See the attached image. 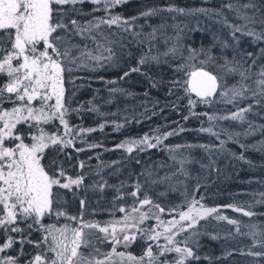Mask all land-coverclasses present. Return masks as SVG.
Listing matches in <instances>:
<instances>
[{
  "label": "snow or ice",
  "instance_id": "1",
  "mask_svg": "<svg viewBox=\"0 0 264 264\" xmlns=\"http://www.w3.org/2000/svg\"><path fill=\"white\" fill-rule=\"evenodd\" d=\"M90 2L98 6L103 5V8L96 7L92 12L104 11L105 16H93L92 19L81 23L74 17L92 15V13H83L82 9L77 7L85 3V0H0V74L8 77L7 82L0 86V234L5 238L4 243L0 245V264H18L20 257L25 255V244L32 245L40 253L26 261V264H117V262L119 264H186L189 259H199L188 245L190 242L194 243L199 235L196 230L199 221L217 213L219 209L205 208L200 202L203 197L197 200L193 192L189 198L185 190L184 200L169 207L166 214L171 218L164 220L162 214H165L166 208L155 203L148 195V191L156 184L169 183V188L172 190H176L178 185H183V181L178 179L175 184L171 183L178 175L188 177L185 165L190 160L188 156L183 155L182 150L199 147L210 155L219 151L210 145L164 146V150L169 153V159L179 165L175 172L154 178L156 173L145 169L141 173L144 176L143 181L137 179L131 185L121 182L120 186H110L117 193L113 198L114 206L116 202L125 200L126 195L133 201L127 207L118 208L119 212L124 213L122 219L107 221L103 227L98 222H83L85 201L81 200V216L68 217L72 221H79L76 227L65 225L62 228H55L42 223L46 216L66 215L65 212L57 210L61 205L53 189L71 190L73 186L79 188L84 180L83 175H78L75 179L67 176L63 162L58 159L44 163L46 149L58 148L59 152H63L67 147H75L73 141L80 138L83 133L97 130L69 126L67 117L70 111L79 113L82 106L71 110L65 106L64 74L67 72L70 75L74 68H91L95 71L106 65L113 66L118 61L113 45L120 44L123 51V43L106 35L105 28L111 29L117 26L120 33H130L138 44L149 45L148 52L143 53L138 60V66L130 69V72H139L142 65L151 62L157 64L168 62L166 59L162 61L161 57L166 58L169 55L175 57L177 53L182 55L184 46L181 41L185 29L203 31L205 29L201 25L208 21L219 25L221 29H227L231 40L234 41V44H229L214 34V39L222 49L232 48L236 53L231 60L222 56L224 63L216 65L218 73H222L219 80L223 81L225 76L235 74L239 76V81L231 88L218 83V75L205 71L203 67L205 64L215 65L217 58L210 54V49L206 51L202 48L197 51L189 48L186 63L177 67V72L192 66L191 61L200 54H204L206 60L200 61L201 67L195 71L186 73L184 81H172L169 94H173L177 87H182L186 96H190L191 93L196 94L198 101L188 99L189 115H196L191 109L197 102L215 104L218 88L221 89L218 93L219 97L226 104L236 106L238 101L251 97L255 105H264V66L258 73H252L251 69L256 65L257 58L253 53L244 52L238 47L240 37H251L254 42L264 40V14H261L264 5H257L254 0H248V3H241L240 0H221L218 8L203 6L182 8L169 5L147 8L138 16L125 19L119 14L111 15L110 9L126 3L127 0H90ZM161 13L172 14L173 21H176L178 16L193 18L196 27L189 29L188 24L177 22L171 25L167 23L149 25L151 31L146 33L133 30L140 18L147 19ZM229 15L233 22L229 21ZM256 25H260L261 31H256ZM139 27L143 28L142 25ZM169 27L176 32L175 36L165 34V30ZM237 33L240 34L239 37ZM141 35L144 36L143 40L139 39ZM158 35L165 45H168L169 41H172V44L164 52L153 55L151 52L156 47L154 42ZM75 38H80L82 43H73ZM89 44L93 47H89ZM259 56L264 57V48L260 49ZM248 59L252 60V64L244 68L242 62L246 63ZM129 74L125 72L120 79L123 80ZM253 75L259 78L253 81ZM105 83L115 85L117 82L112 80ZM157 83L159 82H154L152 86L155 87ZM253 84L255 87L252 86ZM117 92L123 93L124 89L116 87L109 89L110 96ZM6 102L12 103L13 107L4 108ZM87 103L92 105L90 111L101 116L116 115V113H101L92 101ZM255 105L249 104L246 108H238L227 116L204 113L209 126L202 127L199 131L215 136L219 140L220 149L226 143V140L220 139L222 134L227 140L235 139L239 143L238 138L241 135H252L254 128L264 133V125L254 126L251 121H247L249 127L244 133L229 132L225 128L214 131L219 121L233 120L244 123L246 114L251 112ZM173 107H176L175 103ZM125 119L127 120V117ZM188 119L189 116L184 117L185 121ZM55 120L59 121L63 131L58 130L50 134L44 125ZM18 124L26 125V131L21 132L17 127ZM123 126V124H115L116 129ZM104 127L105 124L99 126L101 130ZM184 130L181 127L179 130L161 132L157 127L152 130L151 135L145 133L139 139L123 141L117 145V148L126 149L128 153H132L134 147L139 152L159 148L169 137L177 136ZM26 139H30L31 143H25ZM260 143L264 145V141ZM240 147L246 146L241 144ZM84 150L76 149L77 152ZM239 159L243 160L244 156L241 155ZM214 164V160H209L207 167ZM84 167L85 163L81 161L80 168ZM127 186L134 190L125 194L122 189ZM100 187L103 189L104 185ZM200 187L198 183L195 191H199ZM141 195H143L142 199ZM235 210L242 211L241 208ZM244 214L252 215L251 212ZM216 219L226 220L227 217L217 216ZM148 220H155L156 223L150 228L142 227ZM20 223H25L26 227H19ZM229 223L236 222L229 221ZM32 231H39L42 234L41 239L36 241L30 239ZM185 233L187 235H184ZM13 234H19V239H15ZM137 234L147 243L143 255L136 257L130 253L116 251L118 245H123L126 249L136 240ZM93 236L96 238L95 242ZM161 238L163 243L160 242ZM107 241L112 243V249L108 253H101L96 243L103 244ZM16 243L20 244L17 255H7V251ZM154 245L158 250L157 254L153 253ZM261 246H264V242H261ZM81 249H91V251L85 254ZM169 253H175V258L172 261L164 259L161 262V257H166ZM249 254L254 257H264V252ZM101 256L103 259L99 258Z\"/></svg>",
  "mask_w": 264,
  "mask_h": 264
},
{
  "label": "trees",
  "instance_id": "2",
  "mask_svg": "<svg viewBox=\"0 0 264 264\" xmlns=\"http://www.w3.org/2000/svg\"><path fill=\"white\" fill-rule=\"evenodd\" d=\"M241 3H248V0H240ZM257 5H264V0H254ZM221 0H127L126 3L120 4L110 9L111 15L119 14L127 19L138 16L140 12L152 7H167L174 5L182 8L208 7L218 8ZM82 9L83 13H92V15L75 16L81 23L95 17H104V11L92 12L96 7L103 8V5H95L90 0H85L82 5H77ZM264 14V8L261 9ZM172 14L161 13L150 18H140L136 22L133 30L136 32H150L152 26L161 23L171 25L173 23L188 24L189 29L195 28L193 18L178 16L176 21L171 19ZM227 15V14H226ZM229 21H232L229 15ZM203 19V18H201ZM140 25L143 28L139 27ZM201 27L205 30L190 31L185 29L181 43L183 44L182 55L177 53L176 56L169 55L161 57V60H167V63L151 62L140 66L139 72H130V69L138 66V60L141 55L148 52V44H138L136 38L130 33H120L117 26L111 29L105 28V34L111 36L113 40L123 43V51L120 44L113 45L114 51L118 55V61L113 66H105L97 68L93 71L91 68H74L69 75L64 74L65 106L71 109L81 108L79 113L71 112L67 117L69 126H77V128L90 129L95 128L96 131L85 132L82 136L73 141L75 147H67L63 152L59 149H46L44 163H48L51 159H58L63 162V166L67 172V176L73 179L78 175H83L82 185L77 188L73 186L71 190L54 188L53 192L59 197L61 208L58 211L66 213L65 216L57 217L56 215L44 217L42 223L52 225L55 228H62L65 225L76 227L79 221H72L68 217L81 216L80 201H85L83 222H98L100 226H105V222L118 220L124 216V213L118 211L121 206L127 207L132 204L131 197L126 195L125 200L118 201L113 205V198L117 195L115 189L110 186H120L121 182L131 185L139 179L144 180L141 173L145 169H150L156 176L162 177L166 173L175 172L179 167L169 159V153L164 150V146H175L184 144L193 145H210L219 151L212 153L205 151L203 148L195 147L184 149L183 155L188 156L190 162L185 165L188 177L178 175L171 183L175 184L176 180L183 181V185H178L176 190L169 188V183L156 184L148 191V195L155 203L166 208L162 219L168 220L171 217L167 215V209L176 204H180L184 200V192L187 190L189 198L193 192L195 197L200 200L205 208H218V212L212 214L196 225L199 235L195 242H190L195 256L199 259H189L186 264H264V257H254L249 253L264 252V145L260 142L264 141V133L258 129H253L252 135H241L239 143L236 140H227L225 135H221L220 139L226 140L222 149L219 146V140L209 133L200 132L199 129L208 127L207 116L203 115H220L227 116L238 108H246L249 104H254V100L249 97L246 100L238 101L236 106L226 104L217 93L216 103L207 105L197 102L195 107L191 109L196 115H189L190 108L188 99L198 101L196 94L191 93L186 96L182 87L174 89L173 94H169L172 88V81H184L186 73L195 71L201 67L200 61L206 60L204 54H200L196 59L191 61L190 67L180 72L176 68L186 63L189 56L188 49L209 50L210 54L216 57L215 65L205 64L204 69L211 71L214 75H218V83L231 88L239 81L238 75L225 76L223 81L219 80L222 73H218L216 65H222L224 60L222 56H226L229 60L236 53L232 48L222 49L220 44L214 39V34L220 40H226L229 44H234L231 40L227 29H221L219 25L205 21ZM256 31H261L260 25L255 26ZM116 33V35H112ZM168 36H175L176 32L171 28L165 30ZM239 37L240 34L237 33ZM140 40L144 36L139 37ZM73 43H82L80 38H75ZM156 47L152 49L151 54L164 52L167 47H171L172 41L165 45L159 35L154 42ZM89 47H93L89 44ZM238 47L244 52L253 53L257 58L256 65L251 69L252 73H258L260 68L264 66V57L259 56V51L264 48V40L254 42L251 37H240ZM239 59V56H237ZM243 67L247 68L252 64V60L248 59ZM125 72L130 74L123 80L120 79ZM147 73V75H144ZM151 77V79H149ZM103 78V79H101ZM253 75L252 80L258 79ZM8 77L0 74V86L5 84ZM115 80V85L106 84V81ZM154 82H159L153 87ZM255 87V85H252ZM116 87L124 89L123 93H115L109 95V89ZM219 90V89H218ZM221 90V89H220ZM131 93V95H129ZM92 104L99 108L101 113L116 115L101 116L89 109ZM107 101H111L110 103ZM54 102V101H53ZM35 103V102H34ZM176 107H173V104ZM4 108L10 109L13 104L6 102ZM185 116H189L187 121ZM127 117V120L125 119ZM139 121V122H137ZM247 121H251L253 125H264V105H255L251 112L246 114V121L224 120L218 122V127L225 128L229 132L244 133L249 125ZM105 124L101 130L99 126ZM115 124H123L124 126L116 129ZM17 127L21 132L26 131V125L18 124ZM48 133H56L58 130L63 131V127L58 120L52 121L44 125ZM159 127L161 132H168L172 129L179 130L181 127L185 129L177 136L169 137L159 148L147 149L139 152L135 147L132 153H128L126 149L117 148L121 142L129 139H139L145 133L152 134V130ZM153 143L155 141H152ZM25 143H31L30 139H26ZM243 144L246 147L241 148ZM96 145V147H89ZM255 145L256 147H251ZM76 149H85L77 152ZM179 155V154H178ZM243 155L244 159L239 157ZM70 157V159H69ZM137 160L139 163H137ZM209 160H214L215 164L207 167ZM85 163L83 169L80 168V162ZM114 161L118 163H113ZM163 165V167H161ZM64 182V181H62ZM106 182V183H105ZM200 184L199 191L196 185ZM104 185L101 189L100 185ZM134 189L130 186L124 187L122 192L127 194ZM163 194V195H161ZM143 198V195L140 197ZM231 205V207H226ZM241 208L238 212L235 209ZM147 210V207L145 208ZM251 212V216L244 213ZM217 216L227 217L226 220H218ZM235 221L236 223H229ZM30 222V221H29ZM156 223L155 220L145 221L142 227L150 228ZM19 227L25 228V223H20ZM252 233L255 235L253 236ZM39 231H32L30 239L36 241L41 239ZM103 236L102 233H99ZM184 235H187L185 233ZM15 239H19V234H13ZM213 237H216L215 239ZM96 241L95 236L92 237ZM5 238L0 234V245L4 243ZM163 243V238H161ZM101 253H108L112 249V243L107 241L103 244L96 243ZM147 243L139 238L137 234L136 240L131 242L125 249L123 245H118L117 252L130 253L133 256L140 257L143 255ZM20 250V244L16 243L13 248L7 251V255L15 256ZM87 254L91 249H81ZM24 256L18 260V264H26L35 255L40 254L39 250L32 245H24ZM153 253L157 254L158 250L153 246ZM230 253V255H228ZM103 259V257H99ZM175 253H169L164 259L172 261Z\"/></svg>",
  "mask_w": 264,
  "mask_h": 264
},
{
  "label": "rangeland",
  "instance_id": "3",
  "mask_svg": "<svg viewBox=\"0 0 264 264\" xmlns=\"http://www.w3.org/2000/svg\"><path fill=\"white\" fill-rule=\"evenodd\" d=\"M219 83H220V82H219ZM218 89H219V88H218ZM219 91H220V89L218 90V92H219ZM218 92H217V93H218ZM119 219H122V218H119ZM119 219H118V220H119ZM131 255H132V254H131ZM117 264H119V262H117Z\"/></svg>",
  "mask_w": 264,
  "mask_h": 264
},
{
  "label": "water",
  "instance_id": "4",
  "mask_svg": "<svg viewBox=\"0 0 264 264\" xmlns=\"http://www.w3.org/2000/svg\"><path fill=\"white\" fill-rule=\"evenodd\" d=\"M205 70V69H204ZM205 71H207V70H205ZM195 94V93H194Z\"/></svg>",
  "mask_w": 264,
  "mask_h": 264
}]
</instances>
